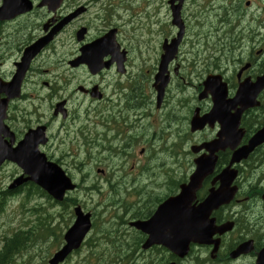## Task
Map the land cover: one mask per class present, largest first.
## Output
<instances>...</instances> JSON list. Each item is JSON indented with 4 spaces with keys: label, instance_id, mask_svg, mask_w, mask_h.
Returning a JSON list of instances; mask_svg holds the SVG:
<instances>
[{
    "label": "flooded vegetation",
    "instance_id": "1",
    "mask_svg": "<svg viewBox=\"0 0 264 264\" xmlns=\"http://www.w3.org/2000/svg\"><path fill=\"white\" fill-rule=\"evenodd\" d=\"M179 10L186 32L178 55L168 65L170 87L162 107L155 109L158 115L147 111V106L154 102L146 97L147 83L151 82L153 87L165 46L178 37L175 16ZM228 11L244 24H239L240 37L230 38V41L235 40L234 49H249V54L243 57L240 52L233 70L222 64L209 63L207 67L216 66L228 85L225 102L233 116L228 132L230 143L238 147L248 145L264 127V88L257 92L258 106H247L253 103L251 97H235L244 80L254 83L264 74V0H183L181 3L179 0H0V143L15 147L28 131L43 127L48 143L41 149L48 159L64 163L69 154H76L75 147L65 155H57L54 147L83 139L85 144L96 147L98 156L129 159L132 170L136 160L131 146L139 140L144 146L142 171L146 172V177L156 173L157 168L164 173L162 165L167 161L158 163L156 168L145 158L153 155L151 152L158 143L170 150L172 163L179 154L189 156L190 175L197 156L191 148L214 140L227 127V115L223 116V122L192 131L195 111L199 109L200 115L210 112L213 98L210 91L201 98L200 83L192 94L182 91L178 103V87L180 82L186 86L190 77L185 61L188 66L200 61V51L196 53L194 48L199 47L201 37L191 42L192 28L197 26L201 30L205 17L214 15L216 18ZM256 17L261 20L256 22ZM255 24L258 25L255 27ZM220 29V26L208 29L204 42L217 40L221 49L219 42L223 38L226 42L228 37L226 29L222 30L223 34L219 33ZM258 49L261 52H257ZM186 54L191 59L185 57ZM218 57L208 54L202 57V62ZM175 83L177 86L172 93ZM254 92L248 90L245 94ZM60 103H64L62 112L56 114ZM239 111L242 112L236 122L234 116ZM152 117L156 127L147 124ZM90 125L95 130H89ZM179 143L185 144L186 152L179 153ZM216 156V169L204 177L190 205L198 206L219 188L223 175L231 182L234 195L212 211L213 223L208 225L229 228L215 234L210 243H191L188 255L183 258L171 253L169 261L175 264H264V142L234 164H231L233 151L228 147L219 150ZM9 165H13L12 162L5 160L0 174ZM14 166L15 179L21 172ZM14 179L0 189L2 198L26 188H10ZM178 187L171 174L151 191L156 193L168 188L163 195L166 199L177 194ZM153 201L152 198L150 202ZM19 258L21 256L15 259L9 256L4 264H18Z\"/></svg>",
    "mask_w": 264,
    "mask_h": 264
},
{
    "label": "rangeland",
    "instance_id": "2",
    "mask_svg": "<svg viewBox=\"0 0 264 264\" xmlns=\"http://www.w3.org/2000/svg\"><path fill=\"white\" fill-rule=\"evenodd\" d=\"M222 20L224 21L222 22ZM260 20V18H257L256 22H259ZM228 21L231 24L227 25ZM235 21L237 22V24L241 23L240 26L243 24L242 19L240 22L237 16H235L231 11H228L226 13H220V15H216V18H214V15L205 17V24L203 28L201 27V30H198L197 26H195V29L192 28L191 42H193L194 40L197 41L198 36L201 37L199 47L194 48L196 53L200 51V61H198V64L190 66L187 65V60L185 61V65L186 67H188V72H190V77L188 78V82H186L189 87L187 93L192 94L193 90H195L196 87L200 83H202L203 80H205V77L209 74L210 68L211 71L215 70V73L218 72V68H216V66L214 65L222 64L223 66L228 67L230 70H233L238 64L236 58L241 56L240 52H243V57L248 56L249 49H234L235 40L230 41V38L235 37L237 40L240 37L241 32L237 34L239 30V25L231 26L235 25ZM257 25L258 24H255V27ZM216 26H220L222 28L219 30L220 34H223L222 30L226 29V34L228 37L226 42L224 41V38L223 41L219 42V44L221 45V49H219V46H217V40L213 41V39H208L204 42L203 39V37L209 31L208 29L216 28ZM223 26L225 27L223 28ZM225 43L227 46L226 50ZM229 47H231V49ZM185 50L186 48L183 47V52H185ZM221 52H223V54H221ZM208 54H217L219 57L209 58L210 60H206L203 63L202 57H206ZM185 57H189V59H191V56L187 54L185 55ZM214 61H216V63H214ZM192 62L193 61L191 60L190 63ZM209 63L214 65H210V68H208L207 64ZM176 86L177 83L173 84V86L171 87L172 93L173 91H175ZM146 97H148V100L154 101L151 106H147V111H153L156 112V114L160 115L159 112L155 111L156 96L154 89L151 86V82L147 83ZM147 124L154 125V127L157 126L154 124L153 117L147 120ZM88 129L92 131L95 130L94 128H92L91 125ZM80 141L81 140H79V142L77 141V143L67 141L66 143L59 145V147L55 146L53 149V151L57 150V155H65L68 154L67 152L69 150H72L71 148L75 147L73 151L76 154H69V156L64 158V167L69 170V174L72 175L73 179L79 185L78 190L76 192L71 193L70 196L77 198V203L81 204L86 211H91L94 214L95 219L98 222L97 227L99 225L101 226L97 234L98 236L106 237L107 235L104 234V232L106 231L111 232V234L114 231L117 234H121L126 228L127 230L123 232V234L129 237L131 243H126L124 246H128V250H130L131 253L136 247L134 242L137 241V237L139 234L135 230H132L125 226H121L119 229H117L118 226L114 223H116L119 220L120 216L125 213V211L122 209L123 205H127V208L130 210L131 207L136 208L141 205L139 204L140 201L136 199L135 196H132L135 193L129 187L132 184V178H126L121 176L120 174H116L115 171H111L118 169H129L131 161L127 159L126 163V160L119 156H113L109 158H106L104 156H98L97 150L94 146L88 147V145L85 144L83 139L82 142ZM137 143H140V141L137 140ZM159 146L160 145L156 143L154 151L151 153H154L155 150L159 148ZM142 147H144L142 144L137 145L132 151V153H134L136 157H140L139 152ZM151 156L153 155H147V157L145 158L149 160ZM160 158L164 159V156ZM150 160L152 161L153 159ZM80 163H83V166H80ZM121 166H124V168H121ZM162 166V171L164 173H161V170L157 168L156 173H151V176L145 179V181H152L150 187H155L157 189V187L161 183H164V181L168 179V176L170 177L171 174H175L177 178H180L181 173L183 175L189 167L186 163L183 167L179 168L182 171L174 173L173 170L175 168V164L172 163L171 157H168L167 163L163 164ZM98 167L104 168L106 169V171L108 170L107 177H100L97 172ZM16 173L17 170L14 165L7 166L5 170L0 174V189L2 187H7L10 180L12 178L14 179V177L16 176ZM107 179H110L112 183H114L113 185L115 190L113 191V193H111L110 191L109 194L101 192L102 188H104L103 192L108 189ZM156 182H159L160 184ZM95 187L100 189H96ZM159 192L162 191L160 190ZM27 195L29 197V200H26L25 204L23 205V199H26ZM112 196L115 197L112 198ZM109 197H111L113 201L109 199ZM144 198H147V195H145ZM73 206L74 205H71L70 208L65 209V206L51 205L48 203V199L45 196L42 197L39 193H34V190L29 192V188L25 189L24 193L21 196L11 199V204L7 209V213L3 216H0V235L5 233L6 231L8 233H14L20 228H22L27 229L33 233H37L39 237V240H37L33 236H26L24 240L25 246L29 247L32 242H34L33 245L35 246L30 247L28 251L19 255V257L21 256V258H19L18 264H46L47 258H49L50 255L62 245L63 234L73 222ZM151 206L152 204L149 205L148 210L144 209V211L149 212ZM128 218L129 215L127 214L125 217V221H127ZM105 220H108L110 222H106ZM42 221L45 222L44 226L41 225ZM112 225H114V228H112ZM50 227H53L54 233L56 235H51V233H49ZM107 242L106 240H104V242L99 241L97 242L96 247L92 246V242L85 245L82 248L81 252L74 254L65 264H97V261H95V259L94 261L91 260L90 257H93H89V255H92L94 253H100L103 248L102 246L110 245ZM110 251L112 252L113 250L108 249L106 252L102 251L101 253L106 258H108V254L110 253ZM167 256H169L168 253H166V257ZM13 257L15 259L16 255H14ZM132 257L136 259L134 260V262L137 264H159L160 261L157 260H159L162 255H158L153 252L145 253L141 251V249H135L134 255ZM11 263L12 262H7L6 264Z\"/></svg>",
    "mask_w": 264,
    "mask_h": 264
},
{
    "label": "water",
    "instance_id": "3",
    "mask_svg": "<svg viewBox=\"0 0 264 264\" xmlns=\"http://www.w3.org/2000/svg\"><path fill=\"white\" fill-rule=\"evenodd\" d=\"M179 36H182V30ZM179 42V40H175V50ZM167 52L168 53L164 57L163 65H166L174 56V51L171 48H168ZM163 67L164 66L161 67L162 74L165 71ZM159 81H161L163 87L167 84V81L161 80V77H159ZM258 83H260L259 87L255 86V88H253L255 91L253 94L254 97L264 85V78ZM247 85L248 84H245L240 88L237 95L238 97L243 96L244 92L242 91L246 90ZM162 93L163 90H161L159 94V103L162 99ZM216 110H218V105ZM43 137L44 131L39 130L32 135L27 136L18 148L12 149L11 147H8L7 149H2L0 146V151L2 150L5 154L0 158V164L3 162L2 160H4V158H9L18 163V165L24 169V173L28 174V177L26 178H24L25 175L23 174L15 182L14 186H17L24 181L32 180L49 192L55 199L61 201L64 199L67 191L75 189L76 184L73 183L72 179L66 174L61 166L57 163L48 161L46 156L40 153L38 150V142L40 139H43ZM263 141L264 129L255 136L254 141L250 146L238 150L237 153H235V158L237 159H234L233 161H239L241 157L246 156L255 146H257V144ZM216 148L218 149L220 146H216ZM204 172L205 169L199 171L196 174L194 181L184 187L182 194L178 197L170 198L162 204L151 219L131 222L132 226L149 235L143 248L146 249L152 245L160 244L166 246L181 257L187 254L189 244L194 235L189 232L190 226L193 224L189 223L190 212L186 208V196L187 193H192L193 187H196L201 182ZM75 215V223L65 234L66 244L61 250L55 253L50 260V264H59L60 262H63L73 250L78 249L81 246L85 236L90 231L92 227L91 213H85L82 208L78 206L75 208ZM195 240L197 239L195 238Z\"/></svg>",
    "mask_w": 264,
    "mask_h": 264
},
{
    "label": "trees",
    "instance_id": "4",
    "mask_svg": "<svg viewBox=\"0 0 264 264\" xmlns=\"http://www.w3.org/2000/svg\"><path fill=\"white\" fill-rule=\"evenodd\" d=\"M112 187V191L115 190L114 185L111 186ZM115 197V196H114ZM112 196V198H114ZM111 197H109V199L112 200ZM113 201V200H112ZM76 203V200L73 199L72 197H68L65 199V201L62 203V205L65 206V209L70 208V206ZM125 213L120 216L118 223H114L116 224L118 227L117 229H119L121 226H124L125 224V217L128 214L129 215V220L130 219H135V218H142L144 217V213H146L144 211V209H148V206H144L142 208L139 207H131V210L128 209L127 207L122 206ZM43 226V223L41 224ZM112 228H114V225H112ZM127 229L125 228V230L123 232H125ZM123 232L121 234H117L115 231L111 234V232H104V234H106V239L109 240L110 245L108 246H102V251H107L108 249L113 250L112 252L110 251V253L108 254V258H106L101 252L100 253H94L91 256L93 258L90 257L91 260L97 261V264H137L134 262V260H136L135 258H133L132 256L134 255V250L136 249H140V245L142 243V237L139 234L137 237V241L134 242V244L136 245V247L133 249V251L130 253V250L128 246H124L126 243L129 244L131 243L129 240L128 236H125L123 234ZM26 232H22V233H18L15 234V236H17L14 240L11 238V243L8 245V247H6L2 252H0V264H4V262L7 261L8 257L12 254V252H14L15 250H18L23 242L24 239H19V237L22 235H24ZM50 233L51 235H54V229L53 227H51L50 229ZM37 233H33L30 232L29 234H27V236H35ZM56 235V234H55ZM100 241V240H99ZM104 242V241H103ZM107 242V241H106ZM128 247V248H127ZM148 264V263H147Z\"/></svg>",
    "mask_w": 264,
    "mask_h": 264
}]
</instances>
